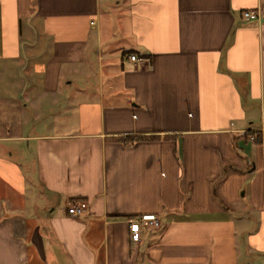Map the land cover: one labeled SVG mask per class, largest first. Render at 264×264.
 <instances>
[{
	"label": "crops",
	"instance_id": "crops-1",
	"mask_svg": "<svg viewBox=\"0 0 264 264\" xmlns=\"http://www.w3.org/2000/svg\"><path fill=\"white\" fill-rule=\"evenodd\" d=\"M0 264H264V0H0Z\"/></svg>",
	"mask_w": 264,
	"mask_h": 264
},
{
	"label": "built area",
	"instance_id": "built-area-1",
	"mask_svg": "<svg viewBox=\"0 0 264 264\" xmlns=\"http://www.w3.org/2000/svg\"><path fill=\"white\" fill-rule=\"evenodd\" d=\"M243 18L246 21H255L259 19V14L256 11H245L243 12ZM128 60L140 67H143L149 60L145 57H139L135 54H130L128 56ZM88 208V204L86 201H77L75 203H71L67 208V213L71 217H80L84 214L86 209ZM129 230L131 233V238L135 243L140 242L141 229L142 228H150L152 230L159 229L162 226V221L155 214H145L139 215L136 217H130L127 220Z\"/></svg>",
	"mask_w": 264,
	"mask_h": 264
},
{
	"label": "rangeland",
	"instance_id": "rangeland-1",
	"mask_svg": "<svg viewBox=\"0 0 264 264\" xmlns=\"http://www.w3.org/2000/svg\"><path fill=\"white\" fill-rule=\"evenodd\" d=\"M29 113H30V117L33 118L32 111H30ZM38 130H39V128H38L36 122H34L31 118H30V122H29L28 126L23 129V131H25V133L26 134H29V135L30 134H32V135L33 134H37L38 133ZM12 149L15 151V148L14 147Z\"/></svg>",
	"mask_w": 264,
	"mask_h": 264
}]
</instances>
